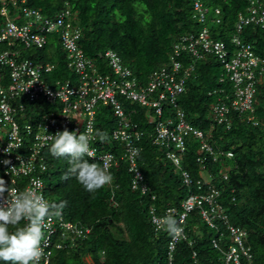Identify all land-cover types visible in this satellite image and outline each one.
I'll list each match as a JSON object with an SVG mask.
<instances>
[{"label": "trees", "instance_id": "1", "mask_svg": "<svg viewBox=\"0 0 264 264\" xmlns=\"http://www.w3.org/2000/svg\"><path fill=\"white\" fill-rule=\"evenodd\" d=\"M200 1L208 8L211 17L212 9L220 10L219 23H205L212 38L223 41L231 49L233 35L238 36L263 59L264 69V28L249 25L242 31H235L236 16L245 12L246 1ZM65 4L71 9L70 22L80 30L78 44L85 56L93 60L96 72L114 76L101 57L106 50H112L142 85H146L149 76L168 62L172 44L179 43L184 36L198 33L202 27L192 17L191 0H29L26 5L40 9L46 17L56 18ZM20 13L18 7L8 6V16L14 22L23 23ZM3 21L0 15V27ZM18 47L20 58L53 65L51 72L43 74L51 86L64 81L76 83L77 77L67 67L57 34L48 35L47 43L41 49ZM12 48L8 42H0V52ZM179 60L184 68L191 62L190 55L185 52L180 54ZM221 73L218 62L212 56L204 55L195 63L194 72L187 79L185 91L178 100L186 119L204 132L211 121L209 109L220 95L209 93L221 87L218 82ZM261 80L255 87L253 98L252 115L258 125L240 121L241 116L233 114L230 129L216 127L210 140L212 148L219 152L231 151L233 157L221 156L216 162L210 159L207 166L213 183L220 190L218 203L229 223L246 232L245 245L250 248L252 264H264V73ZM20 101L26 104L29 118H39L38 112L53 110L52 106L41 102L29 103L24 98ZM123 104L129 111L132 109L129 117L143 132L136 165L149 194L131 191L132 175L123 162L110 170L113 176L111 187L104 186L93 193L87 192L74 177L62 179L70 167L69 158L53 156L51 142L41 153L47 166L39 173L45 197L49 202H65L64 219L89 226L91 233L86 238L74 240L56 238L66 247L53 252L50 264H167V243L171 232L166 227L156 232L148 209L153 205L158 214L170 207L180 210V203L188 190L181 185L180 172L166 161V149L151 144L153 127L147 123L144 110L136 104ZM96 118V130L106 132L109 137L108 142H101L98 138L99 151L119 156V144L110 140L111 130L115 128L111 111L99 106ZM68 130L73 131L72 127ZM185 145L186 150L180 155L181 168L197 179L200 172V165L196 163L198 140L189 137ZM170 149H174L173 145ZM85 159L99 163L90 157ZM222 172L227 173L226 181L220 176ZM150 195H154L155 200L152 201ZM217 225L225 231L221 222ZM186 230L195 245L189 247L185 242L179 243L173 264H193V250L197 253L198 264H222V250L229 243L226 232L220 241V250L213 248L211 239L215 237V231L201 220L197 211L187 216ZM0 264L4 262L0 261Z\"/></svg>", "mask_w": 264, "mask_h": 264}, {"label": "built area", "instance_id": "2", "mask_svg": "<svg viewBox=\"0 0 264 264\" xmlns=\"http://www.w3.org/2000/svg\"><path fill=\"white\" fill-rule=\"evenodd\" d=\"M27 2L28 0L2 2L0 15L4 21L0 27V42H8L11 46L18 44L25 49H41L47 43L48 35L57 34L66 55L67 67L76 75L77 81L56 82L51 86L43 78V74L52 71V64L34 63L29 59L20 58V50L17 48L0 52V179L5 180L10 188L18 190H24L30 186L32 180L39 179L42 181L45 197L44 183L39 173L47 169L41 153L52 141L49 137L71 126L78 133L86 132L89 128L95 131L96 110L98 105L102 104L109 105L119 118L117 129L112 132V139L122 144V159L129 164L128 171L132 175L131 190L139 192L140 195L149 194L143 176L136 166V142L141 134L124 119V113L117 100L118 96H123L153 110L156 120L152 145L166 149V159L180 172L182 186L188 190L180 203V210L170 207L158 214L153 205L148 209L151 224L156 232L166 227L163 220L167 216L175 217L178 226L182 228L180 234L170 233L166 252L167 264H173L179 243L185 242L189 247L195 245L186 230V218L194 211H197L201 220L215 231V237L211 239L213 248L220 250V241L226 232L229 243L226 249L222 250V264H252L250 248L245 245L246 232L229 223L227 215L218 203L220 190L212 182V177L207 181L201 178L193 179L181 168L180 155L185 152V140L189 137L199 141L196 162L201 170L207 169L209 157L213 162L218 157L206 141L204 132L192 126L183 111L177 109L178 96L184 91L185 83L194 70V62L206 54L214 56L224 71L225 77L219 79L220 83L225 84L228 81L232 85L230 107L224 102V99L228 98L226 95L218 98L211 107L213 119L218 123L224 122L231 107L239 111L249 109L254 85L260 81L263 73L262 67L260 68L262 60L254 54L252 46L243 43L235 35L232 37L233 48L230 50L223 42L210 39L208 30L202 28L197 35L184 36L179 43H175L168 63L154 71L146 85L138 86L130 70L121 65L119 57L112 51H106L103 58L114 76L96 72L93 60L85 56L78 44L80 30L70 22L68 9L51 19L43 16L40 9L27 6ZM8 6L19 8L23 23L18 24L8 16ZM193 7L197 14L195 18L202 23L206 10L202 9L199 0H194ZM250 12L248 17L238 16L237 32L248 23L262 22L263 18L254 20L253 9ZM182 52L189 54L191 58V63L186 68L177 60ZM20 98L29 103L42 100L52 105L53 110L39 119L29 118L26 114V104L21 102ZM164 103L174 110L177 109L173 118H163ZM96 141L97 138L91 142L94 154L90 158L98 160L101 166H107L108 171L116 167L114 154H97V148L94 146ZM170 145H173V150ZM226 157L231 158L232 153L227 152ZM221 177L224 181L228 179L226 172H223ZM150 198L155 200L154 195H150ZM218 222L222 223L225 231L219 228ZM90 233L91 228L87 225L67 221L64 217L54 219L45 232L47 243L40 264H50L53 252L66 247L56 238L74 240L86 238ZM191 259L193 264H198V256L194 250Z\"/></svg>", "mask_w": 264, "mask_h": 264}, {"label": "clouds", "instance_id": "3", "mask_svg": "<svg viewBox=\"0 0 264 264\" xmlns=\"http://www.w3.org/2000/svg\"><path fill=\"white\" fill-rule=\"evenodd\" d=\"M3 1L4 0H1L0 7H1V4ZM191 1H192V6H193L194 0H191ZM245 1L247 3L245 12L244 13L240 12L237 14L236 24L238 22V16L239 15H243L245 17H248L251 15L250 11L253 9L255 11V13H253L254 20L255 19L257 20L259 18H263V20L261 23H257V24L255 22L248 23L244 27H247L249 25H255L257 27L264 28V0H245ZM199 2L201 3L202 9L206 10L204 21L202 23L199 22V24L202 25V27L199 29V31H201L202 28H206L209 32L210 39L215 40V41H220V40H216V39L212 38L210 30L207 27V25L205 24L208 21L210 23L211 22L219 23L220 10L218 8L212 9L213 10V13H212L213 17H211V15L209 14L208 8H206V6L200 0H199ZM65 9L69 10L70 17H71V15H72L71 9L67 4H65V8H63L60 11V13ZM216 10L218 11V13H216ZM193 11H194V13H193L192 17L195 18V17H197V14H196V11L194 10V7H193ZM43 16H45V15L43 14ZM70 17H69V19H70ZM47 18L53 19V17H47ZM18 24H20V23H18ZM199 31H198V33H199ZM235 31H236V27H235ZM198 33H195V34L197 35ZM233 36H235V35H233ZM221 42H223V41H221ZM174 44H172V47ZM18 46H21V45L15 44L11 47L19 49ZM106 51H112V50H106ZM112 52L115 53L114 51H112ZM171 53H172V50L167 55L168 61H169V56ZM115 54L118 56L117 53H115ZM256 56L259 57L258 55H256ZM101 57L103 58V55H101ZM212 57L216 60V58L214 56H212ZM259 58L262 60V63H260V68L262 67V69H263V59L261 57H259ZM119 59L121 62L120 57H119ZM177 60L182 65V62H181V60H179V57L177 58ZM196 62L197 61L194 62V69H195V63ZM216 62H218V61L216 60ZM167 63H165V64H167ZM188 63L190 64L191 62H188ZM218 64H219L220 69L222 71L221 76L219 77V79H220L222 77H225V75H224V71L221 68V65L219 62H218ZM121 65H122V62H121ZM164 65H162V66H164ZM123 67H125V66H123ZM193 72H194V70H193ZM263 73H264V69H263ZM133 77H135V76H133ZM219 79H218V82H219L221 87L216 89V90H212L209 93V95L210 94H212V95L220 94L216 98V100L218 98L226 95L228 98L227 99L223 98V99H224L225 104L228 107H230L231 96H232V85L228 81H226L225 84H222V83H220ZM261 79H262V75H261L260 81L254 85V95H255V87L262 81ZM138 85L144 86V85L140 84V82H138ZM184 91H185V89H184ZM184 91L178 96V99H177V109L181 110V111H183V110H182V108H180L178 106V100H179L180 96L184 93ZM254 95H253V98H254ZM253 98H252L251 105H250L249 109H246L244 111H239V110H234L232 107L229 108V111L226 114V120H224V122H221V123H218L215 119H213L211 107L216 102V100H215V102L211 105V107L209 109V117H210L211 121H210L208 130L204 132L203 130L199 129V130L204 132L206 141L211 145L210 140L212 139V134H213V131L215 130L216 127L220 126V127H224L225 129H230V127L232 126V122H234L233 114H236L235 116H241L240 121H244V122L251 124L253 126L258 125V122L256 121V119L252 115V113H253V101H254ZM117 100H118L119 104L121 105L122 111L124 113V116H125L124 119H127L126 121H128V123L135 126V129L141 134L140 139L143 136V132L140 131L138 126L130 119V117H129L131 115L130 112H133V111H132V109L130 111L128 109H126L123 102H129V104L131 103L133 105L136 104L144 110V113H145L146 119H147V123L149 125H152L153 135H154V121L156 120V117H155V114L151 108H148L146 106H141V105L137 104L136 102L129 101L126 98H124L123 96H118ZM36 102H41L42 104L43 103L48 104L42 100H38ZM36 105H38V103H36ZM48 105H50V104H48ZM50 106H52V105H50ZM99 106L108 107L112 113L113 118H114L115 128H113L111 130L110 140L119 144L120 150H121L120 151L121 154L119 156L115 155L114 153L111 152L112 154H114V156L117 160V166L116 167H112L108 171L107 166H101V164L98 160L95 159L99 163L90 162L88 159H85V157L93 156L94 150L91 146V142L96 138H97V141L94 143V146L97 148L96 149L97 154L105 153V151H99V148H100L99 146H101V145H99L100 143L98 142V138L100 139L101 142H108L109 137H108V134L106 132H102L99 130L94 131L93 129L89 128L86 132H79V134H78V132L76 130H73L71 132L68 130V128L72 127L71 126L68 128H64L63 131H58L55 135H51V137H49L52 139L51 142H53L52 149H51L52 155L55 157H68L69 158L68 162H69L70 167L68 168L67 173L64 176H62V179L67 180V179H69V177H74L78 181V183L89 193H93V192L103 188L104 186L111 187V182L113 180V176L111 175L110 170L117 168L120 162L125 163L129 169V164L125 160L122 159V157H123L122 144H120L119 142L114 141L112 139V132L117 129L119 118L116 116V114L114 113V110L109 105L99 104L98 107ZM98 107H97V109H98ZM177 109L174 110L173 108L167 106L164 103L163 104V115H162L163 118L164 117L173 118ZM50 111H48V113ZM48 113L38 112L37 115H39V118H40L42 115H46ZM183 113L185 114L184 111H183ZM96 114H97V110H96ZM148 114H150L151 117L148 116ZM185 117H186V115H185ZM32 118L39 119V118H35L34 116ZM96 122H97V118H96ZM207 133H208V135H207ZM140 139L138 142H136V146L138 149L137 156L139 155V150H140L139 146H138ZM151 144H152V139H151ZM198 144H199V141H198ZM198 146L199 145H197V150H198ZM227 152H231V151H226V152L220 151L219 152V151L214 150V154H216L218 157L217 160L221 156H223L227 159H231L233 157V153L231 152L232 157L228 158V157H226ZM196 153H197V151H196ZM137 156H136V161H137ZM165 159H166V157H165ZM210 159H211V157H209L208 162L210 161ZM166 161H168V160L166 159ZM216 161H214V162H216ZM208 162H207L206 166H208ZM180 164H181V158H180ZM172 166L174 167L173 164H172ZM174 169H175V167H174ZM175 171L177 172L178 170L175 169ZM204 171L208 172L207 169L206 170L200 169L199 176L197 179L201 178L202 180L207 181V180H210V177H212V182H213V176L211 174L209 175L208 179H205L202 177V172H204ZM222 173L220 174V176L222 175ZM42 188H43V184H42V181L39 179L32 180L30 186L26 187L24 190H18L15 188H10L9 184L5 180L0 179V261L4 262V264H40L42 258L44 257L45 246L47 243L45 240V232L49 228L50 224L52 223V221L54 219H62L63 209L65 207V202H63V201L59 202V203L49 202L48 200L45 199L43 192H42ZM133 192H137V191H133ZM5 193H7L6 197H5ZM163 223L166 226L167 230L173 234H180L182 232V228H180L178 226L177 221L172 216L165 217L163 220Z\"/></svg>", "mask_w": 264, "mask_h": 264}, {"label": "rangeland", "instance_id": "4", "mask_svg": "<svg viewBox=\"0 0 264 264\" xmlns=\"http://www.w3.org/2000/svg\"><path fill=\"white\" fill-rule=\"evenodd\" d=\"M49 77V76H48ZM148 116H150V114H148ZM151 117V116H150ZM209 173L208 172H206V171H204V172H202V177L203 178H205V179H208L209 178Z\"/></svg>", "mask_w": 264, "mask_h": 264}]
</instances>
